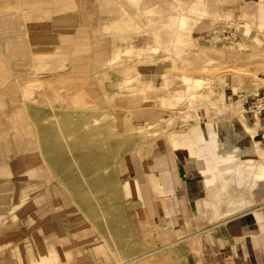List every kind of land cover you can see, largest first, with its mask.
<instances>
[{
  "label": "rangeland",
  "instance_id": "rangeland-1",
  "mask_svg": "<svg viewBox=\"0 0 264 264\" xmlns=\"http://www.w3.org/2000/svg\"><path fill=\"white\" fill-rule=\"evenodd\" d=\"M255 1L0 0V264H215L205 234L149 243L121 179L159 96L255 78Z\"/></svg>",
  "mask_w": 264,
  "mask_h": 264
},
{
  "label": "crops",
  "instance_id": "crops-1",
  "mask_svg": "<svg viewBox=\"0 0 264 264\" xmlns=\"http://www.w3.org/2000/svg\"><path fill=\"white\" fill-rule=\"evenodd\" d=\"M250 22L264 34L262 0ZM263 62L246 58L258 64L251 80L221 74L213 93L163 94L138 115L139 150L121 186L149 243L205 234L215 264H264V113L247 110L264 95ZM216 155L234 166L209 163Z\"/></svg>",
  "mask_w": 264,
  "mask_h": 264
},
{
  "label": "built area",
  "instance_id": "built-area-1",
  "mask_svg": "<svg viewBox=\"0 0 264 264\" xmlns=\"http://www.w3.org/2000/svg\"><path fill=\"white\" fill-rule=\"evenodd\" d=\"M247 110L253 111L257 114L264 113V95L250 101Z\"/></svg>",
  "mask_w": 264,
  "mask_h": 264
}]
</instances>
